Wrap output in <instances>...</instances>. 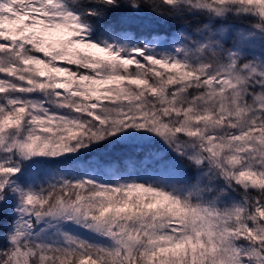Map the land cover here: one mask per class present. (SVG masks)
Listing matches in <instances>:
<instances>
[{
  "label": "snow or ice",
  "instance_id": "6c2138e0",
  "mask_svg": "<svg viewBox=\"0 0 264 264\" xmlns=\"http://www.w3.org/2000/svg\"><path fill=\"white\" fill-rule=\"evenodd\" d=\"M0 264H264V0H0Z\"/></svg>",
  "mask_w": 264,
  "mask_h": 264
}]
</instances>
